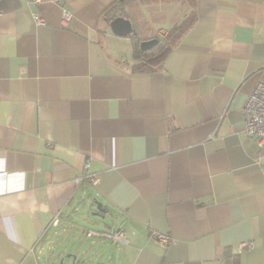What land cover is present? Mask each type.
<instances>
[{
  "label": "crops",
  "instance_id": "1",
  "mask_svg": "<svg viewBox=\"0 0 264 264\" xmlns=\"http://www.w3.org/2000/svg\"><path fill=\"white\" fill-rule=\"evenodd\" d=\"M135 36H169L161 65ZM259 82L264 0H0V264H264V146L243 113ZM95 199L129 242L87 235L107 230L79 217Z\"/></svg>",
  "mask_w": 264,
  "mask_h": 264
},
{
  "label": "built area",
  "instance_id": "2",
  "mask_svg": "<svg viewBox=\"0 0 264 264\" xmlns=\"http://www.w3.org/2000/svg\"><path fill=\"white\" fill-rule=\"evenodd\" d=\"M40 2V0H34ZM74 19V14L70 10L64 9L62 11V23L68 25ZM35 20L38 25L46 23L44 16H37L35 14ZM244 130L249 137L255 138L259 148L264 146V82H259L253 92L249 94L244 107ZM89 164H86L88 166ZM94 185H98L102 176L98 174L86 175ZM83 177H77L76 181H80ZM58 218L53 221V224L58 223ZM87 235L89 237L104 236L108 237L117 243H127L129 240L126 237V232L123 229L119 230H88ZM152 237L163 247H168L170 244L176 241L175 237L171 234L154 231ZM254 248V242L252 240L243 241L239 245V251L242 252L244 249Z\"/></svg>",
  "mask_w": 264,
  "mask_h": 264
},
{
  "label": "water",
  "instance_id": "3",
  "mask_svg": "<svg viewBox=\"0 0 264 264\" xmlns=\"http://www.w3.org/2000/svg\"><path fill=\"white\" fill-rule=\"evenodd\" d=\"M110 25L112 27V29L114 30V32L118 35H123V36H127L129 34H135L136 30L134 29V26L132 24V21L129 18H126L124 16H117L115 18H113L110 22ZM159 39L158 38H152V39H148V40H143L141 42V48L143 50H149L151 49L153 46H155L156 44L159 43ZM93 204H96L97 206V211L94 212V214H98V215H104L101 212H106V210L102 207V203L99 202L98 200H94ZM73 257L74 259V264H76V255L74 254H69L68 257ZM61 264H65L64 260H60Z\"/></svg>",
  "mask_w": 264,
  "mask_h": 264
},
{
  "label": "trees",
  "instance_id": "4",
  "mask_svg": "<svg viewBox=\"0 0 264 264\" xmlns=\"http://www.w3.org/2000/svg\"><path fill=\"white\" fill-rule=\"evenodd\" d=\"M140 1V0H139ZM124 3H121L116 6V8L122 9ZM169 36L161 39L158 44H156L152 49L147 51H142L140 48V39L138 36H135L136 45H135V56L136 58H141L142 61V68H153L154 66H159L163 63L164 58L166 57L169 49L167 48L169 42L167 41Z\"/></svg>",
  "mask_w": 264,
  "mask_h": 264
},
{
  "label": "rangeland",
  "instance_id": "5",
  "mask_svg": "<svg viewBox=\"0 0 264 264\" xmlns=\"http://www.w3.org/2000/svg\"><path fill=\"white\" fill-rule=\"evenodd\" d=\"M155 6L158 7V5H155ZM160 8H162V7L160 6ZM84 214H86V211H83V213L81 215H79V217L82 219V221H83L82 223H86L85 227H87V228L88 227H93V228H96V229H107V230H110V229H112L113 226H115L117 224L114 221L115 219H113V217L111 219L109 214H105V215L102 216V215L94 214V212H93L91 215L89 214L90 217H87V219H85ZM109 226L111 228H109ZM124 229L127 231L128 227H125ZM63 237L64 236H60V240L58 241V244L62 243L63 241H66V236L64 238ZM126 237H127V235H126ZM89 239H91V238H89ZM54 251L55 250H52L51 252L53 253ZM46 252H48V249L46 250ZM52 256H54L53 260L56 261L57 255L55 257V254L53 253ZM55 264H61V263H60V261H56Z\"/></svg>",
  "mask_w": 264,
  "mask_h": 264
}]
</instances>
